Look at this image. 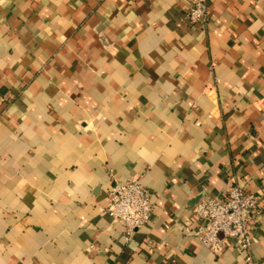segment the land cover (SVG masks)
Listing matches in <instances>:
<instances>
[{"label":"crops","instance_id":"crops-1","mask_svg":"<svg viewBox=\"0 0 264 264\" xmlns=\"http://www.w3.org/2000/svg\"><path fill=\"white\" fill-rule=\"evenodd\" d=\"M0 0V264H264V0ZM140 178L150 221L98 207ZM259 193L250 260L184 227Z\"/></svg>","mask_w":264,"mask_h":264},{"label":"built area","instance_id":"built-area-1","mask_svg":"<svg viewBox=\"0 0 264 264\" xmlns=\"http://www.w3.org/2000/svg\"><path fill=\"white\" fill-rule=\"evenodd\" d=\"M208 8L207 0H194L186 18L192 23L203 24L208 18ZM261 199V194L249 191L239 183L228 184L221 195L197 200L194 223L186 222L184 229L213 252H219L228 243H233L250 260V227L260 210ZM98 208L119 220L125 238L129 239L138 228L149 223L152 193L140 178H113L106 204Z\"/></svg>","mask_w":264,"mask_h":264}]
</instances>
